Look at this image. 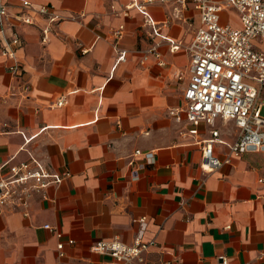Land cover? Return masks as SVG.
Masks as SVG:
<instances>
[{"label":"crops","instance_id":"1","mask_svg":"<svg viewBox=\"0 0 264 264\" xmlns=\"http://www.w3.org/2000/svg\"><path fill=\"white\" fill-rule=\"evenodd\" d=\"M30 1L54 6L60 21L0 0L8 10L0 21V180L9 166L32 158L71 175L36 193L28 216L0 205V264H102L108 258L93 244L116 237L132 244L143 219L144 240L157 243L143 264H264V153L205 172L198 141L208 128L194 136L171 114L186 103V47L201 24L193 2L148 4L153 27L132 0ZM23 13L35 23L17 21ZM222 21L241 27L231 9ZM7 47L14 58L2 54ZM217 125L225 144L216 154L226 159L239 129L232 120Z\"/></svg>","mask_w":264,"mask_h":264},{"label":"built area","instance_id":"2","mask_svg":"<svg viewBox=\"0 0 264 264\" xmlns=\"http://www.w3.org/2000/svg\"><path fill=\"white\" fill-rule=\"evenodd\" d=\"M157 1L169 0H132L130 7H136L146 16L151 26L155 23L150 19L147 5ZM186 4L187 0H177ZM194 8L200 13L201 24L198 27L191 44L186 47L191 64V77L185 91V106L171 111L177 122H186L190 133L198 136L201 127L208 128L209 136L201 139L203 161L201 164L205 172H213L230 162L232 157L246 153H264V105L261 100L264 92V51L256 47L257 40H264V0H191ZM24 8L35 11V14L45 17L51 24L60 21L54 6L41 5L34 7L30 0H19ZM238 13L241 27H235L222 21L225 10ZM8 16L7 6L0 4V21ZM16 20L24 24L35 23L31 13L19 14ZM51 27L44 29V39L47 38ZM124 26L115 31L118 38L122 36ZM11 44L21 45L19 38H13ZM180 43L172 42V50H180ZM2 54L9 58L15 57V52L4 48ZM125 58L123 52L119 59ZM17 71V66L10 67ZM66 96L57 102L62 106ZM234 121L239 129L238 137L233 144L228 145L229 152L226 159L216 154L217 145H224L218 121ZM136 155L141 152L137 150ZM148 162L155 163V154H146ZM144 166L141 165L140 169ZM70 172L57 173L45 166L38 159L9 166L8 175L0 180V205L12 210L23 209L28 216L27 209L36 193L44 192L52 185L62 183L70 177ZM138 170L134 171V178H138ZM141 231L132 244L116 237L111 240H98L92 246V251L107 257L102 264H143L145 253L155 241L144 240L146 220H141ZM54 232L58 238L63 233L50 224L44 226ZM74 240H69L73 244ZM59 256H65V243H58ZM227 261L224 260V264Z\"/></svg>","mask_w":264,"mask_h":264},{"label":"rangeland","instance_id":"3","mask_svg":"<svg viewBox=\"0 0 264 264\" xmlns=\"http://www.w3.org/2000/svg\"><path fill=\"white\" fill-rule=\"evenodd\" d=\"M188 22H189V30H190L189 32L192 33L195 26L194 20L189 19ZM255 45L257 48L264 51V40L263 41L257 40Z\"/></svg>","mask_w":264,"mask_h":264}]
</instances>
